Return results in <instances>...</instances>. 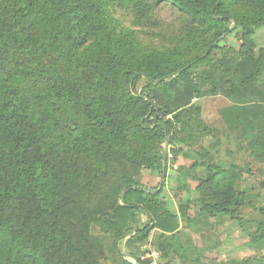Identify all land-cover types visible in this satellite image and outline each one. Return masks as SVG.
<instances>
[{"label":"trees","instance_id":"16d2710c","mask_svg":"<svg viewBox=\"0 0 264 264\" xmlns=\"http://www.w3.org/2000/svg\"><path fill=\"white\" fill-rule=\"evenodd\" d=\"M166 1L209 31L220 23L264 27V0ZM108 5L0 0V264H103L105 246L90 234L91 224L114 227L116 248L132 233L137 239L129 244L136 245L154 229L180 227L179 216L157 200L160 188L146 189L130 175L110 187L107 178L113 161L166 178L165 144L188 116L146 100L145 92L207 64L218 46L186 62L177 50L143 53L133 31L114 26ZM253 34L244 30L251 50ZM212 171L207 182L222 199L211 213L233 214V177L218 166ZM106 206L114 208L103 222L98 212Z\"/></svg>","mask_w":264,"mask_h":264},{"label":"rangeland","instance_id":"374dc122","mask_svg":"<svg viewBox=\"0 0 264 264\" xmlns=\"http://www.w3.org/2000/svg\"><path fill=\"white\" fill-rule=\"evenodd\" d=\"M107 1L114 26L133 31L138 49L143 53L177 50L181 54L180 60L186 62L204 55L211 43L218 46L219 49L211 51L207 64L166 84L161 90L145 92L146 100L172 111L184 110L188 116L184 128L178 125L165 144L168 167L166 178L162 180L160 177L161 181L155 184V188L161 189L157 200L172 211L169 206L171 194L164 190L167 188V176L176 174L177 179L186 177L196 185L193 192H187V202L197 203L195 210L207 217L213 216L211 212L216 210L211 205L220 201L222 195L217 188L214 189L216 186L210 187L207 181L209 176H213L211 174L217 172L212 168L218 166L220 171L233 177L232 185L227 186L232 188L234 194V198L228 200L229 204L233 205L235 199L239 203L233 206V214L214 216L219 217L224 225L221 226L222 232L229 231L225 245L226 250L230 249L227 251V261L235 260L236 254H231L234 251L232 248L243 241L244 246L247 243L255 246L252 257L259 264L264 257V65L259 71L260 63H264V58H261L264 52V27H245L254 32V48L251 50L250 45L244 46L243 27L220 23L214 31H209L198 26L190 16L171 7L166 0H149L144 6H139L134 0ZM221 35L226 36L217 44L215 41ZM145 87L146 82L142 81L137 85V90L143 92ZM132 111L140 113L142 108L133 107ZM197 122L202 126L199 127ZM127 175L146 189L154 186L152 179L155 175L152 171L144 166H127L119 161L110 164L109 186L117 184L118 180L124 183ZM176 196L182 203L186 195L182 193ZM100 198L97 194L95 200ZM108 198L112 199L110 196ZM113 208L106 206L104 212H98L101 221L108 220ZM181 208L183 210V206ZM89 231L94 238L103 242L106 254L107 247L115 249L121 257L120 242L117 248L114 246V227L91 224ZM135 236V233L126 235L122 241L137 239ZM153 240L151 231L149 238L140 244L144 246L146 254L155 250L161 255Z\"/></svg>","mask_w":264,"mask_h":264},{"label":"crops","instance_id":"0c3cea01","mask_svg":"<svg viewBox=\"0 0 264 264\" xmlns=\"http://www.w3.org/2000/svg\"><path fill=\"white\" fill-rule=\"evenodd\" d=\"M173 177L176 179L173 180ZM185 178L177 179V175L172 174L168 175L166 179L167 188L164 192L171 194L172 200L169 202V206L173 213L179 216L180 227L175 233H167L159 228L153 230V242L161 253L162 264H256L252 257L253 251L256 250L255 246L248 245V243L244 246L243 241L232 248L234 251L231 254H236L235 260L227 261L226 257L229 254L227 251H230L225 248L228 243V229L222 232L221 226L224 225L219 217L211 215L207 217L206 214L195 210L197 203L187 202V192H193L196 185ZM152 180L154 188L161 178L153 176ZM182 193L186 195L183 204L176 196ZM180 197L182 198V195ZM179 206H183L182 215L184 217L181 216ZM140 220L143 223L146 221L145 217ZM238 237L242 239L239 234ZM130 240L132 238H127V242L122 241L119 245L120 253L123 254L120 255L124 259L118 255L115 249L111 250L106 247L108 261L103 264H137L134 256L139 255L143 258V255L145 256L144 246L140 243L134 245L133 241L129 244Z\"/></svg>","mask_w":264,"mask_h":264},{"label":"built area","instance_id":"2783aa9c","mask_svg":"<svg viewBox=\"0 0 264 264\" xmlns=\"http://www.w3.org/2000/svg\"><path fill=\"white\" fill-rule=\"evenodd\" d=\"M142 260H148L150 261V264H162L161 255L155 250H152L149 254L147 253L145 256H143Z\"/></svg>","mask_w":264,"mask_h":264}]
</instances>
